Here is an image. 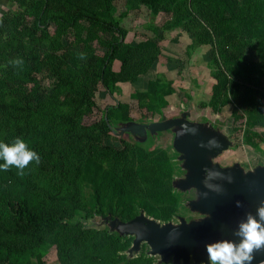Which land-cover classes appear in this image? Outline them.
<instances>
[{"label": "rangeland", "instance_id": "374dc122", "mask_svg": "<svg viewBox=\"0 0 264 264\" xmlns=\"http://www.w3.org/2000/svg\"><path fill=\"white\" fill-rule=\"evenodd\" d=\"M79 13L115 21L121 34L53 17ZM16 57L23 70L8 64ZM0 104V141L21 137L41 157L23 176L0 171V242L21 249L13 264H171L145 242L132 248L134 235L113 221L204 216L190 208L195 187L180 186L187 171L173 139L184 130L138 126L183 115L228 141L211 163L264 165V0H0ZM8 201L66 222L32 249L9 231Z\"/></svg>", "mask_w": 264, "mask_h": 264}, {"label": "water", "instance_id": "95a60500", "mask_svg": "<svg viewBox=\"0 0 264 264\" xmlns=\"http://www.w3.org/2000/svg\"><path fill=\"white\" fill-rule=\"evenodd\" d=\"M174 126L181 127L185 132V136L175 135L173 139V147L179 152L187 171L180 186L195 187L197 198L189 203L190 208L204 216L188 222L179 218L178 223L159 224L138 213L127 221L116 218L113 221L117 222L124 233L134 235L132 248H136L142 241L148 245L149 254H162L163 258L170 256L171 264H188L190 260L193 264H209L206 243L219 239L238 242L239 237L234 232L239 221L245 219L249 212L256 215L258 205L264 201V165L244 170L236 162L229 166L211 163L209 158L224 150L228 141L210 127L194 124L183 115L139 125L138 130L144 134L145 129L155 132ZM206 168L230 175L232 182L213 180L212 183L221 186L220 192L206 188L203 184ZM237 201L241 202L240 207H237ZM263 261L264 249L254 253L251 264Z\"/></svg>", "mask_w": 264, "mask_h": 264}, {"label": "clouds", "instance_id": "9594fccd", "mask_svg": "<svg viewBox=\"0 0 264 264\" xmlns=\"http://www.w3.org/2000/svg\"><path fill=\"white\" fill-rule=\"evenodd\" d=\"M78 59H86V54L80 52ZM8 64L15 69L23 70L24 60L21 57L12 58ZM0 171H8L15 167L17 175H25V169L31 164L41 162L40 155L31 149L28 143L21 137L15 138L11 143L0 141ZM203 184L206 188L220 192V185L212 183L213 180L221 179L232 182L230 175L213 169H205ZM207 196V193H204ZM237 207L241 202H236ZM258 217V218H257ZM234 235L239 237L238 242L230 239H219L206 243V252L210 264H251L254 253L264 249V201L256 210V215L247 213L246 218L239 221Z\"/></svg>", "mask_w": 264, "mask_h": 264}, {"label": "trees", "instance_id": "16d2710c", "mask_svg": "<svg viewBox=\"0 0 264 264\" xmlns=\"http://www.w3.org/2000/svg\"><path fill=\"white\" fill-rule=\"evenodd\" d=\"M199 13L201 15L206 16L203 10H200ZM53 17L62 22L65 27L72 26L77 18L84 17L90 20L92 23L98 24L104 29L115 30L118 34H121L122 31L117 22L112 20H101L92 15L79 13L70 15L68 16V18H63L61 16L56 15ZM111 48H114V43H111ZM122 63L123 60H121V65ZM5 107L6 105L0 104V109H4ZM74 115V112H72L71 115L68 117V120H70V125L73 123V120L71 121V119ZM0 163H2V161H0ZM3 172L8 175H11V169ZM159 174L161 175L162 172H159ZM169 190V180H164L159 186V188L156 189V191H159L161 195H165L166 192H169ZM69 199L75 207L78 203V200L75 196L73 189L70 192ZM99 199L100 192L97 188H95L92 193L91 201V204L95 209L99 208ZM6 205L8 206V209L10 211L17 213L16 219L13 221V226L9 231L18 235H25L26 237H28L34 243L32 249H35V247L38 248L42 245L43 240L39 236V233L43 231H49L53 229L57 224L66 222V219L62 216H55L47 211L28 206L25 202L13 203L8 201L6 202ZM0 228L4 229L2 226H0ZM0 247L4 250L3 255H0V264H13L14 257L12 256V254L21 251V249L16 245L7 242H0Z\"/></svg>", "mask_w": 264, "mask_h": 264}, {"label": "crops", "instance_id": "0c3cea01", "mask_svg": "<svg viewBox=\"0 0 264 264\" xmlns=\"http://www.w3.org/2000/svg\"><path fill=\"white\" fill-rule=\"evenodd\" d=\"M259 165H261V164H259ZM240 166V165H239ZM257 166V165H256ZM253 167H255V166H253ZM253 167H251L250 169H252ZM244 170H249V169H244Z\"/></svg>", "mask_w": 264, "mask_h": 264}]
</instances>
